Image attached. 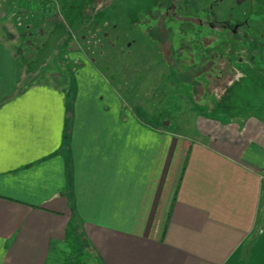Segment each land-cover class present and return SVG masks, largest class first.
I'll use <instances>...</instances> for the list:
<instances>
[{
	"label": "crops",
	"instance_id": "1",
	"mask_svg": "<svg viewBox=\"0 0 264 264\" xmlns=\"http://www.w3.org/2000/svg\"><path fill=\"white\" fill-rule=\"evenodd\" d=\"M1 6L0 264H62L71 240L92 264H264L260 119L185 135L92 64L28 79Z\"/></svg>",
	"mask_w": 264,
	"mask_h": 264
},
{
	"label": "rangeland",
	"instance_id": "2",
	"mask_svg": "<svg viewBox=\"0 0 264 264\" xmlns=\"http://www.w3.org/2000/svg\"><path fill=\"white\" fill-rule=\"evenodd\" d=\"M171 1L1 0V7L28 79H63L84 62L164 130L191 135L203 119L264 124V0H177L170 10ZM207 3L210 30L196 20ZM223 23L239 29L232 34Z\"/></svg>",
	"mask_w": 264,
	"mask_h": 264
},
{
	"label": "flooded vegetation",
	"instance_id": "3",
	"mask_svg": "<svg viewBox=\"0 0 264 264\" xmlns=\"http://www.w3.org/2000/svg\"><path fill=\"white\" fill-rule=\"evenodd\" d=\"M177 0H172L171 2H172V5L170 6V10H172V9H175L176 8V4H177V2H176ZM207 1H209V0H207ZM202 13H203V15H202V19H199V18H196V20H197V23L199 24V25H201L203 28H204V26L206 25L207 27V29H212V28H214V25L213 24H211V21H210V19H211V17H212V14H211V7H210V4L209 3H207L205 6H203V8H202ZM204 18V19H203ZM221 29H224V30H228V31H230L232 34H235L236 33V31H237V29H239V27H238V25H233L232 27L229 25V24H227V23H223L222 24V26H221Z\"/></svg>",
	"mask_w": 264,
	"mask_h": 264
},
{
	"label": "trees",
	"instance_id": "4",
	"mask_svg": "<svg viewBox=\"0 0 264 264\" xmlns=\"http://www.w3.org/2000/svg\"><path fill=\"white\" fill-rule=\"evenodd\" d=\"M86 259L87 257L84 253L76 250L73 241H69L67 244V254L62 264H88Z\"/></svg>",
	"mask_w": 264,
	"mask_h": 264
},
{
	"label": "built area",
	"instance_id": "5",
	"mask_svg": "<svg viewBox=\"0 0 264 264\" xmlns=\"http://www.w3.org/2000/svg\"><path fill=\"white\" fill-rule=\"evenodd\" d=\"M262 173L264 174V169H263Z\"/></svg>",
	"mask_w": 264,
	"mask_h": 264
}]
</instances>
